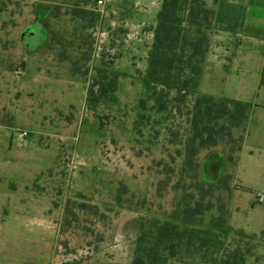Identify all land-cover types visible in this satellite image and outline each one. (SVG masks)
Masks as SVG:
<instances>
[{
  "label": "rangeland",
  "instance_id": "1",
  "mask_svg": "<svg viewBox=\"0 0 264 264\" xmlns=\"http://www.w3.org/2000/svg\"><path fill=\"white\" fill-rule=\"evenodd\" d=\"M97 1L0 0V119L9 118L0 122V264H131L146 221L189 201L172 191L189 135L184 104L141 80L156 12L129 19L122 0ZM253 56L239 71L256 73L260 50ZM112 72L116 90L100 96L101 84L91 86ZM244 84L242 147L219 177H233L229 227L250 236L238 243L244 264H264V89L251 76ZM228 85L204 76L199 90L225 97ZM220 150L198 155L206 183L204 161Z\"/></svg>",
  "mask_w": 264,
  "mask_h": 264
},
{
  "label": "trees",
  "instance_id": "2",
  "mask_svg": "<svg viewBox=\"0 0 264 264\" xmlns=\"http://www.w3.org/2000/svg\"><path fill=\"white\" fill-rule=\"evenodd\" d=\"M207 1L161 0L156 13L141 80L146 91L174 92V102L184 104L189 135L172 191L186 194L189 201L181 211L172 210L162 220L146 221L131 264H244L249 253L238 243L250 236L231 230L228 224L229 208L223 194L229 196L233 177L219 174L225 164L237 162L251 104L199 90L214 18ZM98 73H103L101 80L106 79L105 72ZM118 75L112 72L111 80L91 87L101 84L100 96L115 92ZM259 87L264 89V60ZM160 107V111L164 109L163 104ZM215 148L221 150L204 161L206 183L199 175L198 155ZM229 234L238 239L233 246L224 242Z\"/></svg>",
  "mask_w": 264,
  "mask_h": 264
},
{
  "label": "crops",
  "instance_id": "3",
  "mask_svg": "<svg viewBox=\"0 0 264 264\" xmlns=\"http://www.w3.org/2000/svg\"><path fill=\"white\" fill-rule=\"evenodd\" d=\"M103 1L104 5H106V3H110L113 0ZM133 1L135 3L130 7L126 5L128 1L122 0V5L126 6L123 12L126 13L129 19L131 17L139 18L145 16L152 10V7L157 13L161 0ZM258 3V0H217L215 3L208 0L206 2L207 8L214 12V18L210 36V48L206 55L201 81L204 76L207 80L227 79L230 85L227 86V96L225 97L237 99V91L246 88L244 83L248 76H251L252 80L258 81L259 87V75L264 60V18L260 15L262 7ZM129 23L130 25L133 24L132 22H127L128 26H130ZM149 47L147 48V53ZM14 48V52L18 53L20 46H15ZM254 49L260 50V60L259 63L258 61L256 63V73L251 75L247 69L239 71V66L252 64ZM3 54H7V51L2 50L0 56ZM17 67L18 65H16ZM220 67H223L222 71ZM0 71H2V68ZM15 73L17 76L23 75L17 70H15ZM236 82L237 84H235ZM2 113L4 111L3 109L1 111L0 108V115ZM7 118L3 116L0 119L3 126H5L4 122L9 119Z\"/></svg>",
  "mask_w": 264,
  "mask_h": 264
},
{
  "label": "built area",
  "instance_id": "4",
  "mask_svg": "<svg viewBox=\"0 0 264 264\" xmlns=\"http://www.w3.org/2000/svg\"><path fill=\"white\" fill-rule=\"evenodd\" d=\"M97 4L98 5H103V1L102 0H98L97 1ZM18 137L20 138V141H24V138L27 137V133L25 131H21V132H18ZM19 143V145H23V143Z\"/></svg>",
  "mask_w": 264,
  "mask_h": 264
}]
</instances>
